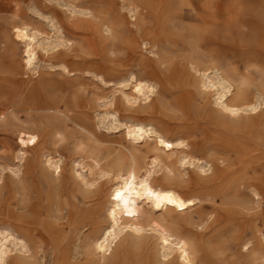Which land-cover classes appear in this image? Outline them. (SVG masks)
Masks as SVG:
<instances>
[{
  "label": "rangeland",
  "instance_id": "374dc122",
  "mask_svg": "<svg viewBox=\"0 0 264 264\" xmlns=\"http://www.w3.org/2000/svg\"><path fill=\"white\" fill-rule=\"evenodd\" d=\"M147 1L171 3L168 12L176 18L165 28L148 19L137 26L123 0H0V231L27 242L26 248H14V264H181L176 255L164 258L158 234L139 216L129 218L145 231L125 229L109 255L95 247L113 224L108 211L118 182L115 160L130 152L142 155L157 184L166 185L164 168L149 162L156 156L177 161L187 150L173 143H183L178 146L186 145L198 159L204 156L200 149L208 147L219 169L228 170L222 175L218 169L210 178L199 192L203 199L196 212L177 229L197 240V264H264V240L259 244L250 231L244 234L248 226L264 234V205L259 218L257 205L244 210L233 196L238 178H264V0ZM180 3L185 8L193 3L198 15L190 9L194 17L179 19ZM73 5L98 18L72 13ZM117 12L124 24L116 33L115 52L102 22ZM14 25L43 33L39 38L53 43L32 69L23 68L25 44L14 42ZM137 38L147 43L140 53L128 52L126 42ZM208 63L229 71L234 84L250 82V103H261L258 118L249 119V111L234 118L217 105L215 92L204 94L197 77ZM133 71L158 91L143 110L148 101L135 110L125 101L134 92ZM130 121L153 122L170 145H159L154 136L130 145L124 128ZM27 135L36 136V143L22 149ZM194 142L200 149L190 147ZM234 145L249 153L243 174ZM50 157L61 161L58 174L46 165ZM245 191L251 196L249 187Z\"/></svg>",
  "mask_w": 264,
  "mask_h": 264
},
{
  "label": "bare ground",
  "instance_id": "6f19581e",
  "mask_svg": "<svg viewBox=\"0 0 264 264\" xmlns=\"http://www.w3.org/2000/svg\"><path fill=\"white\" fill-rule=\"evenodd\" d=\"M123 1H124V4L127 10L130 13H133L132 17H134V22L132 24H135L137 26L139 25L140 21L142 22V20L144 21L148 19V20H152L158 27L165 28L170 22H172L173 18H176V15H177V14L173 15L170 12H168V10L170 9L169 7H171L172 4L166 3L165 1L157 5L147 0H123ZM187 5L189 7L185 8L184 4L180 3V6H179L180 12L178 13V16H177L179 19H182L186 16L194 17L193 15H189L190 9H192V11L196 13V14L194 13L195 16L198 15L197 14L198 10L193 3L191 4L188 3ZM72 7H73L72 13L74 14H79L81 16H86V17L89 16L92 20L98 18L97 15L92 14V11L90 12L87 9L78 8L75 5H73ZM122 18L123 16L119 12H117V14L114 17L106 16L103 19L102 25L106 27V32L110 33V35L107 38L113 40V42L111 43V48H112L111 51L112 50L115 51V48L117 47L115 43V40L117 37L116 33H117V30L121 28V26L124 24L123 21L121 20ZM62 28H63L62 26H60L59 28L57 27V31L60 32L61 34H62V30H61ZM12 31L14 34V42L18 43L17 41H21L25 44V54L23 56V61L25 63L23 66L24 69L25 68L32 69L33 67L36 66L37 61L39 60L42 53H47V54L49 53V49H51L50 47L53 43L49 41L46 42V40L43 38L40 39L39 36L43 35V33H40L33 29H29V27L27 26H20V25H14L12 27ZM143 37L144 36H141L140 38H143ZM142 43L146 44L147 41L144 39L141 41V40H138L137 38L134 41L129 40L128 42H126L125 46L128 52L130 53L133 52V54H136V53H140L139 48H141ZM199 59L201 58L199 57ZM209 70L213 72V75H210L209 73H207V71ZM202 71H204L205 73H203L201 77H197L200 79L202 90L204 91V94H210V93L215 92V94L218 96L217 105L221 106L225 111L230 113V115L234 118H238V119L243 118L242 115L244 112L246 113V111L250 112L249 114H247V115H250V116H247L249 119H256L259 117L257 113L259 112V107L261 103H258V104L250 103V98H249L250 92H251L250 82L248 83L246 81H241L239 84L232 83L234 81L231 82L230 77L227 74L229 71H227V73L224 72L215 63H211L209 68H207L206 70H204L203 68ZM129 79H131V81L134 83V86H133L134 92L131 95L125 96L126 103L130 105V108L132 110H135L137 107H139V104H141L142 101L144 102L148 101L147 103H145L142 110L144 109V107L150 106V104L154 100L151 97L155 96L158 92L156 89V85L146 80L139 79L137 73L134 71L130 74ZM263 86L264 84L262 85V87ZM113 104L114 103H112L110 106H112ZM252 115H255V116H252ZM112 117L114 118L115 121L119 120L116 111L114 115H112ZM125 125L126 126L124 128L127 129V138L129 139V142L131 143L130 145L134 144V142L138 143V142L144 141L146 138H149L150 136L156 137L157 138L156 142H159V145H163V146L170 145L167 142L166 135H164L163 132L161 131V128L157 126L156 124H154L153 122H149L147 124L141 121H133ZM239 125L237 124L238 127H240ZM35 143H36V136L27 135L24 141L21 142L19 145H21L22 149H26L34 145ZM179 144L180 143H173V145L175 146L177 145L179 149H183L187 151H184L185 152L184 155L180 157L177 161H172V160L171 161H160L159 159H156L157 158L156 156V158L153 159V161L149 162V165L152 168L158 165L160 166V168L161 166L164 168L165 170L164 178L167 183L166 185L157 184V179H156L157 177L156 178L154 177V174H155L154 171L146 168L145 164H147V162L144 161L145 158L142 155H139L134 152H130L129 155H124L115 160L114 167L112 169H113V172H115L114 175L116 179L118 180V182L114 190H112L113 191L112 201H111L112 205L108 211L109 217L111 218L113 224L112 226H110L109 229L105 231L103 236L100 239H98V241L96 242L95 247L97 251L101 252L103 255L104 254L109 255L113 249V246L118 241L119 236H121L120 233L124 231L125 229L126 230L131 229L138 234L145 231L143 226H141L140 224L136 222H132V220H130L132 216H139L142 219H147L151 224L152 230H154L158 234L159 240L161 241V244H162L164 258H169V257L175 258L174 256L176 255L179 258L181 264H197V253H198L197 240L189 236L180 234L177 229L180 228L183 225V223H187V217L192 216L196 212V211L192 212L193 208H195V206H197L198 204L202 202L203 197L201 193L199 192L203 190L204 188H208V185L206 184L210 180V178L214 179V177L218 173L222 172L223 170L219 169L220 165L217 162L218 161L217 158L208 156L209 155L208 147L200 149L199 145H197L196 142H194L190 146L193 150L200 149L201 151H203L204 153L203 158L200 157L198 159L191 155L190 151L188 150L189 147H186L185 149L184 147L186 145L181 147V146H178ZM233 148L237 152L240 153L239 161L241 163V174H243L242 172H246L247 166H245V163L248 160L249 153L244 152L246 147H237L236 145H234ZM233 148H230L229 152H233L234 151ZM236 148H239V149L237 150ZM46 165L49 167V169H54L57 174L59 170H61V161L53 160L52 157L47 159ZM182 168H184L185 173L182 172L181 170ZM258 168H262V166L253 168V171L256 172ZM218 169L220 170V172H217ZM227 171H223L222 175H224ZM238 179L239 180H237L236 182L239 184H237V186L234 189V194H233L234 199L239 200L238 202H240L239 204L244 210L248 208L247 206L249 203H253L254 205H257L258 213L257 214L255 213V214L257 216L263 215L262 214L263 212H261L260 210V206L262 204L264 205V178L249 179V178H245L244 176H242ZM191 187H194V189L197 190V192L192 196L185 194V192H183L182 190L184 188L191 189ZM247 187L250 188L251 196H249V194L246 195L247 193L245 190ZM158 212H160L159 217L156 218L155 215ZM238 212H240L241 216L242 214L244 215L242 211H238ZM247 231H250V233L252 234V238H256L257 242L259 244H262L264 240V234H261V236H258V230L254 229L251 226H248L245 229L244 234H246ZM25 242L24 240H22L21 238H18L13 232H10L9 230L0 231V264H14L13 262L17 259V257H15L13 253L15 252L14 248H17V247L26 248L27 242L26 243ZM250 243H251L250 241H246L245 245H249ZM18 250L19 249H17V251ZM16 264H21V263L16 262Z\"/></svg>",
  "mask_w": 264,
  "mask_h": 264
}]
</instances>
